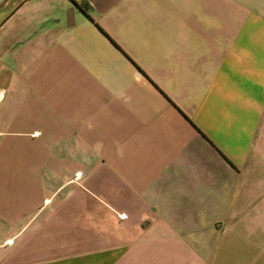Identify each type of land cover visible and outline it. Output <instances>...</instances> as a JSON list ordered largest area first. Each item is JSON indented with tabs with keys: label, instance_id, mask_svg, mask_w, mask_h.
<instances>
[{
	"label": "crops",
	"instance_id": "0c3cea01",
	"mask_svg": "<svg viewBox=\"0 0 264 264\" xmlns=\"http://www.w3.org/2000/svg\"><path fill=\"white\" fill-rule=\"evenodd\" d=\"M0 264H264V0H0Z\"/></svg>",
	"mask_w": 264,
	"mask_h": 264
},
{
	"label": "water",
	"instance_id": "95a60500",
	"mask_svg": "<svg viewBox=\"0 0 264 264\" xmlns=\"http://www.w3.org/2000/svg\"><path fill=\"white\" fill-rule=\"evenodd\" d=\"M67 26H68V27L70 26L69 19H68V22H67Z\"/></svg>",
	"mask_w": 264,
	"mask_h": 264
}]
</instances>
